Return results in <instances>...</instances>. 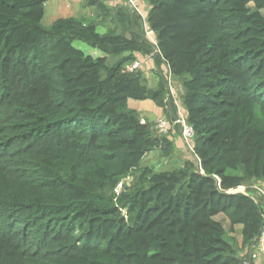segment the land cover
<instances>
[{
	"label": "trees",
	"instance_id": "trees-1",
	"mask_svg": "<svg viewBox=\"0 0 264 264\" xmlns=\"http://www.w3.org/2000/svg\"><path fill=\"white\" fill-rule=\"evenodd\" d=\"M48 1L0 0V264H244L264 231L252 186L264 181V0H148L145 20L85 0L93 19L45 27ZM136 54L153 59L155 87L125 70ZM164 65L197 160L156 170L145 156L176 144L129 99L172 120ZM238 224L239 250L226 237Z\"/></svg>",
	"mask_w": 264,
	"mask_h": 264
},
{
	"label": "rangeland",
	"instance_id": "rangeland-1",
	"mask_svg": "<svg viewBox=\"0 0 264 264\" xmlns=\"http://www.w3.org/2000/svg\"><path fill=\"white\" fill-rule=\"evenodd\" d=\"M67 5L63 4V0H49L45 4V15L42 19V24L45 27H48L52 24V22L61 16L71 15L75 13L77 15H85L86 17L93 19L95 17V11L90 9L91 7L84 6L85 0H66ZM65 1V3H66ZM110 6H118L123 3V0H105ZM60 6V7H59ZM138 12L141 14L143 20L147 17V11L149 9V2L148 0H140L138 4ZM146 25V23H145ZM106 26L112 28L111 22H108L107 25L104 23L100 24L99 31L105 32ZM146 28V27H145ZM147 32V30H146ZM147 35V33H146ZM151 41V39L148 38ZM74 45L77 48L82 49L86 54H91L94 57L104 56L102 50L95 48L88 43L76 39L74 40ZM117 58L109 57L111 63H114ZM138 69L142 70L145 73L147 78V83L151 87H155L158 82V77L156 74V68L154 61L151 57L147 56H139L137 60ZM130 66V65H128ZM163 74L166 76L170 91V96L174 101L175 106V117L172 120H168L163 112H161L159 107L153 103L152 100H136V99H129V106L134 109H138V114L142 120V122H150L152 124L153 130L157 133H165L167 136L176 144L175 153L171 157H164L160 150H153L149 152L144 159V165H149L155 168L156 170H166L172 169L175 166H179L183 163V161L187 159H192L194 161L197 160L191 146H193L192 141L188 144L184 138L183 131H184V120L187 118V113L183 105L182 101V94H183V86L179 80L174 78L168 71L167 66H163ZM150 104V105H149ZM148 105V106H147ZM191 145V146H190ZM133 177L127 179V183H131ZM252 186L258 190L256 193V199H261L262 205L264 208V181L261 180H254L252 182ZM238 191L245 192V187L241 186L237 189ZM220 216V215H218ZM216 217L219 220H228L224 219L225 215L221 214V217ZM228 228V224H226ZM228 234L226 237L228 239H232L234 241L235 246L240 249V244L237 243L236 235ZM241 251V250H240Z\"/></svg>",
	"mask_w": 264,
	"mask_h": 264
},
{
	"label": "built area",
	"instance_id": "built-area-1",
	"mask_svg": "<svg viewBox=\"0 0 264 264\" xmlns=\"http://www.w3.org/2000/svg\"><path fill=\"white\" fill-rule=\"evenodd\" d=\"M139 1L140 0H123L125 5L131 8H135V9H137ZM145 27L147 30L146 36L149 39H151L152 42L156 43L155 32L148 26L147 23ZM138 65L139 64L137 62H134L130 66H127L125 70L132 71L136 69ZM183 123H184L183 135H184L186 142L190 144V141H193L194 131H193V128L190 126V124L187 122L186 118ZM191 149L193 150V146H191ZM121 186H122V182L116 188L117 192L120 191ZM242 255H245L244 264H251L252 262H257L258 260H261L264 264V231L262 235L258 239H256V241L253 243L251 248L246 249Z\"/></svg>",
	"mask_w": 264,
	"mask_h": 264
},
{
	"label": "crops",
	"instance_id": "crops-1",
	"mask_svg": "<svg viewBox=\"0 0 264 264\" xmlns=\"http://www.w3.org/2000/svg\"><path fill=\"white\" fill-rule=\"evenodd\" d=\"M65 1L66 0H63V6H64V4H65V6L64 7H66V5H67V1H66V3H65ZM60 7V6H59ZM90 9H93L92 7L90 8ZM93 11H94V9H93ZM72 16H78L77 14H75V13H72L71 14ZM66 16H68V15H66ZM82 16H85V15H82ZM136 56H137V58H139V56H140V54H136ZM154 103V102H153ZM155 104V103H154ZM150 105V104H149ZM156 105V104H155ZM148 106V105H147ZM158 109H160L161 110V112H163V110L161 109V108H158ZM138 110V109H137ZM218 217H221V214H220V216H218ZM224 219H226L225 218V216L223 217ZM224 222L226 223V224H228L229 225V221L228 220H224ZM242 230H243V225H241V224H238V225H236L235 226V229H234V231L233 232H229V235H231L230 237H232L233 235H236V238H237V243L238 244H241V241H242ZM228 239V238H227ZM230 242H232V243H234V241L230 238V239H228ZM244 251L242 250V253H243ZM251 264H263V262L261 261V260H258L257 262H252Z\"/></svg>",
	"mask_w": 264,
	"mask_h": 264
},
{
	"label": "water",
	"instance_id": "water-1",
	"mask_svg": "<svg viewBox=\"0 0 264 264\" xmlns=\"http://www.w3.org/2000/svg\"><path fill=\"white\" fill-rule=\"evenodd\" d=\"M238 191V190H237Z\"/></svg>",
	"mask_w": 264,
	"mask_h": 264
}]
</instances>
